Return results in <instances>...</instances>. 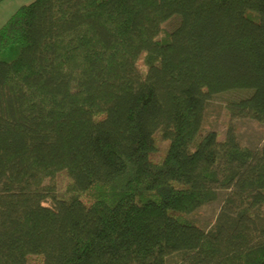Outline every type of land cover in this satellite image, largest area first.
I'll use <instances>...</instances> for the list:
<instances>
[{
	"label": "trees",
	"instance_id": "obj_1",
	"mask_svg": "<svg viewBox=\"0 0 264 264\" xmlns=\"http://www.w3.org/2000/svg\"><path fill=\"white\" fill-rule=\"evenodd\" d=\"M236 89L230 117L264 125V0L20 6L0 28V264H264V138L203 129Z\"/></svg>",
	"mask_w": 264,
	"mask_h": 264
},
{
	"label": "rangeland",
	"instance_id": "obj_2",
	"mask_svg": "<svg viewBox=\"0 0 264 264\" xmlns=\"http://www.w3.org/2000/svg\"><path fill=\"white\" fill-rule=\"evenodd\" d=\"M174 26V22H168L164 24V27L171 29ZM139 65L142 69H145V61L141 58ZM253 89H236L224 91L219 94L213 95L206 107L203 129H215L219 132V138L222 139L225 135L226 130L229 126L235 125L239 137L243 141L250 143H260L259 138H264V125L255 122L250 118H239V117H230L228 111V103L231 100L239 99L241 97H247L251 95ZM155 143L158 146V150L151 153V158L154 160H161L166 154L168 144L164 140L160 133L155 134ZM58 196H64L67 190L69 183V178L65 172L58 173L52 181H48ZM223 195L220 194L219 198L204 206L200 213L202 217L207 219L215 218L217 215Z\"/></svg>",
	"mask_w": 264,
	"mask_h": 264
},
{
	"label": "crops",
	"instance_id": "obj_3",
	"mask_svg": "<svg viewBox=\"0 0 264 264\" xmlns=\"http://www.w3.org/2000/svg\"><path fill=\"white\" fill-rule=\"evenodd\" d=\"M33 0H0V28L12 17L16 10Z\"/></svg>",
	"mask_w": 264,
	"mask_h": 264
}]
</instances>
